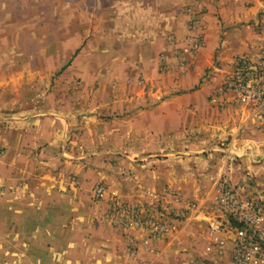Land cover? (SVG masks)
Segmentation results:
<instances>
[{
    "label": "crops",
    "instance_id": "1",
    "mask_svg": "<svg viewBox=\"0 0 264 264\" xmlns=\"http://www.w3.org/2000/svg\"><path fill=\"white\" fill-rule=\"evenodd\" d=\"M64 10L79 18L63 20L59 40L95 44L104 63L94 74L117 76L120 85L128 78V86L79 121L69 107L45 114L22 98L23 84L2 77L20 73V56L0 53V264H200L197 231L185 228L190 217L167 233L122 227L103 212L107 202H92V190L104 181L129 206L171 201L178 209L170 188L210 207L223 166L232 184L264 191V121L222 90L238 55L262 54L264 0H81ZM187 25L201 45L177 57ZM117 110L127 114L112 123L100 117ZM219 139L231 140L234 162L217 151ZM169 142L175 157H155L170 151ZM109 154L118 155L117 168L107 164ZM137 155L149 157L138 164ZM122 169L132 176H117ZM208 181L212 193L204 196L197 187ZM203 217L192 220L202 226L210 218ZM227 247L223 260L232 264Z\"/></svg>",
    "mask_w": 264,
    "mask_h": 264
},
{
    "label": "rangeland",
    "instance_id": "2",
    "mask_svg": "<svg viewBox=\"0 0 264 264\" xmlns=\"http://www.w3.org/2000/svg\"><path fill=\"white\" fill-rule=\"evenodd\" d=\"M80 1L81 0H0V53H8L9 58H13V54H18L20 56L17 57L18 60H16L17 62L14 64L16 68H20V73L16 76L4 75L2 76L3 79L8 81L11 78L15 82L23 84L24 90L20 91L19 89L18 92L22 95L25 102L29 98L33 100V104L38 105H36L39 110L38 112L44 111L45 114H54L58 106H64L66 109L69 107L73 113V118L76 117L75 121H79V118L81 119L82 115L85 114L95 115L97 113L95 108V111H89V106H93L95 102L97 104L99 102L101 103L109 99L108 97H114L121 86H128V81L126 82L128 78L123 77L122 84L125 83L126 85H120V79L117 78V76H99L98 74H94L95 68L100 63H104V60L97 58L99 55L97 56L96 54L95 44H90L87 47L86 43L72 41L70 44H67V42L65 43L59 40L61 37L57 34L59 30H63V20L69 17H71L69 19L79 18L77 12L74 10L65 12L64 6L69 5L70 2L79 5ZM189 25L186 26L188 30L187 33H189L185 36L186 46H190V42L186 43V41L192 40L193 37L196 38V42L199 41L198 45L200 46L201 36L199 37V31H197L196 34H192V31L196 28ZM1 40H3V42H1ZM175 40V37L171 38L173 46L175 45ZM98 45L99 47L102 46V44ZM197 49L198 47L191 48L190 46L188 52L194 53ZM182 51V47H178L175 50V55L178 57ZM98 52L103 54L101 51ZM239 57L240 55L235 58L234 68L237 65L236 63ZM180 61L182 63L185 62L186 59H180ZM10 62L11 59H7L5 66H11ZM161 62L164 66V59H161ZM138 85H142V80H139ZM81 106L85 107L84 111H81ZM126 114L127 111L117 110L107 112L103 115L101 114L100 117L105 122L112 123ZM115 125L117 126V124ZM72 131H74L73 133H78L76 127ZM186 136H188V133ZM191 140L192 138H189V141ZM230 142V139H219L215 144V146H217V151L220 152L225 160L229 159L231 153ZM167 150L170 151L163 150L155 157L164 158L168 156L174 158L175 155H171V153L176 152L175 143L169 142ZM163 153L168 154L163 155ZM87 156L89 157V155ZM146 157L149 156L137 155L134 156L133 159L137 160L135 163L141 164L145 161ZM117 158V154H109L106 162L108 165L117 168L119 166ZM232 161L234 162V160ZM222 168L223 166L220 168V171ZM220 171H218V174ZM117 176L125 179L131 177L132 172L122 169ZM208 182L209 183H203V186L197 187L198 191L200 188H202L203 191L206 190L204 196H211L212 193L211 181ZM101 183L105 184L104 181ZM167 190L172 191L170 188H167ZM116 196L118 195L116 194ZM195 197L196 196H187L184 198L179 196L176 201L177 204H179L178 209H173L171 207L175 202L167 201L166 207L163 205V209H167L171 212L173 220L175 219L176 221V218L179 220L175 223L177 228L179 224L188 222V218L185 219L182 217V214L186 212L187 204H202L199 201L197 202ZM212 197L214 196L212 195ZM92 202L97 204L104 203L105 205V202H107V208L103 211L105 214H108L114 207L109 197L102 201L93 200ZM121 204L122 209L127 210L129 208L127 203L121 202ZM202 205H204L202 213L206 215L202 218V222L205 223L208 220V215L211 213V210L207 204ZM148 207H150L149 213H155L162 209L158 203ZM192 219L193 218H190V222H188L185 228H188L190 232L197 231L196 238H194L193 242H197L196 244L199 246L201 245L202 254L204 255L201 256L198 254L197 258H194V262L200 264H226L223 258L226 253L225 249H227V246L230 244L229 238L219 236L211 239L209 237L208 223H206L207 226L206 224L198 226L196 223L198 219ZM209 245L212 246V249L210 252H207L206 247ZM214 252L217 254L214 258L215 261L211 259L209 255L207 256V254L212 255Z\"/></svg>",
    "mask_w": 264,
    "mask_h": 264
},
{
    "label": "built area",
    "instance_id": "3",
    "mask_svg": "<svg viewBox=\"0 0 264 264\" xmlns=\"http://www.w3.org/2000/svg\"><path fill=\"white\" fill-rule=\"evenodd\" d=\"M195 39L193 37L189 40L191 48L199 47V41L196 42ZM190 46H186L183 51H188ZM236 64L222 90L231 91L236 102L249 103L256 119L264 121V45L260 58L240 56ZM236 157V154L230 153L229 160L232 161ZM214 191L211 213H208L209 237L229 238L232 264H264V191H251L232 184L226 167L219 172ZM166 195L174 201L179 197L171 190H166ZM108 197L114 205L107 214L113 224L122 227H149L154 233H167L176 229L175 223L179 220H173L171 212L163 209L167 201L158 203L162 209L156 211L158 214L155 219L151 215L154 212L149 213L150 207L129 206L127 210L122 209L115 192L105 184L97 183L92 190L93 200L102 201ZM203 210L202 204H187L182 217H205ZM143 243H148V239H144ZM211 249V245L206 247L207 252Z\"/></svg>",
    "mask_w": 264,
    "mask_h": 264
}]
</instances>
